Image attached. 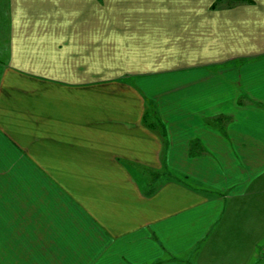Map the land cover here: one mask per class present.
Segmentation results:
<instances>
[{"label": "crops", "instance_id": "0c3cea01", "mask_svg": "<svg viewBox=\"0 0 264 264\" xmlns=\"http://www.w3.org/2000/svg\"><path fill=\"white\" fill-rule=\"evenodd\" d=\"M263 179L264 0H0V264H198Z\"/></svg>", "mask_w": 264, "mask_h": 264}, {"label": "rangeland", "instance_id": "374dc122", "mask_svg": "<svg viewBox=\"0 0 264 264\" xmlns=\"http://www.w3.org/2000/svg\"><path fill=\"white\" fill-rule=\"evenodd\" d=\"M236 76H238V82H247L249 86V83H250L249 81H251V77H249L246 74H243V75L233 74V73L221 74L219 76L220 79H217V80L226 81L227 83L231 84L232 82L234 83ZM190 77H197V75H191ZM177 78L174 76H172V78L170 76L168 77L158 76V78H152L150 79V83H147L144 85V92L149 97H152V98L158 97L161 99H166L168 97H171L172 92H173L172 88L175 87L178 83H180V85L190 84L188 80V76L187 77L178 76ZM244 91L248 93L249 91L251 92L250 87H249V90L245 89ZM161 109H163L164 114L166 112L170 113V108L168 106H163V108ZM157 113H161V111ZM260 181H264V179ZM155 182L156 181H153L152 186H148L146 187V189L153 188V185L155 184ZM261 184L258 185V188L255 187L256 192L258 193L255 192L256 194L251 196L252 199L245 198L242 203L240 202L241 205H243L244 207H247V209L249 210L248 213L246 212L247 214L244 218L238 217V203L237 202H235L236 204L235 210L232 209L231 211L235 215L234 217L231 216L230 218H228L227 215H223V217L220 218L221 220L219 221L218 224H216L218 231L214 230L215 236L213 238H210L207 241V244L205 245V247H203L202 250L196 254V257H197L195 258L196 263L198 264H238V254H241V251H239L238 253V222L240 223V225L241 224H244L246 226L248 225L250 228L252 226H255L253 225V223L255 224L257 216L255 214H252V212L254 211V206L256 202L260 200V198H264V182H262ZM261 190H262L263 195L260 192ZM231 205H233V202L230 203V208L232 207ZM219 215L220 216L222 215V211L219 213ZM241 221L243 223H241ZM257 237H259V240H261L262 243L259 242V244L260 246H262L264 244V242L262 241L264 237V230ZM253 245L255 246L256 244H253ZM207 249H209V251H207ZM249 251L251 252H250V255L248 257V261L246 264L248 263L252 264L253 262H256L259 257L264 256L263 249L260 250V248H258V250L256 251L253 248L252 250L248 249V252ZM248 252L247 253L245 252L243 254V258L247 257Z\"/></svg>", "mask_w": 264, "mask_h": 264}]
</instances>
